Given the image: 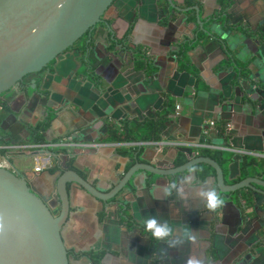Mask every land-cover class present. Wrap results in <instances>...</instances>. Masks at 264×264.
I'll return each mask as SVG.
<instances>
[{
  "label": "crops",
  "instance_id": "obj_1",
  "mask_svg": "<svg viewBox=\"0 0 264 264\" xmlns=\"http://www.w3.org/2000/svg\"><path fill=\"white\" fill-rule=\"evenodd\" d=\"M175 3L186 13L175 11L166 0H119L111 9L112 33H93L81 44V55L76 52L55 62L52 70L39 78L40 95L32 102L22 100L21 106L15 108L11 100V113L0 124L4 142L0 145V162H6L7 168L19 173L33 175L34 153L4 147L30 144L26 141L25 124L42 123L49 105L56 106L59 113L46 133L49 143L67 138L78 144H98V148L73 149L69 156H61L58 150L44 149L41 153L56 155L52 169L67 162L107 191L131 164L128 157L121 155L122 150L140 149L141 163L145 158L153 164H166L177 159L175 148H180L177 144H201L207 126L213 146L264 159V105L258 101L261 96L257 100H244L235 98L233 91L232 99L221 101L220 105L225 106L218 108V89L229 78L218 68L223 54L211 40L204 45L195 43L188 50L187 66L178 57L183 47H190L192 31H198L194 28L197 15L205 17L217 11L219 0H175ZM232 6L230 18L254 29L263 26L264 0H233ZM194 7H199V13ZM113 38L145 51L148 60L133 62V56L116 47ZM246 48L245 54L249 55ZM86 54L98 73L90 81L103 84L102 94L86 77L74 73L76 61L81 62ZM261 61L264 64V59ZM260 66L258 63L252 69ZM131 68L136 72L127 74ZM133 81H137L136 91ZM168 105L172 112L160 142L175 146L155 148L141 143L105 142L111 129L128 121L145 123L157 119ZM177 106L181 108L179 116L175 114ZM222 121H226L231 134L232 143L227 146L219 137L218 124ZM239 163L231 164L230 180L239 176ZM141 180L142 177L138 179L139 189L132 198L129 214L139 223L152 218L160 224L166 223L172 229L168 237L155 240L147 233L128 231L116 206L102 211L100 202L73 187L72 216L64 232L69 249L76 253L101 250L104 252L101 264H189L190 260L197 264H264V202L263 211H257V217L245 225V230L241 229L236 207L227 205L220 215L219 233H211L213 225L207 204L208 194L214 190L210 181H195L187 174L172 190L165 180L154 186H144ZM40 187L42 190L43 186ZM260 190L264 193V188ZM73 264L92 263L83 258L75 259Z\"/></svg>",
  "mask_w": 264,
  "mask_h": 264
},
{
  "label": "water",
  "instance_id": "obj_2",
  "mask_svg": "<svg viewBox=\"0 0 264 264\" xmlns=\"http://www.w3.org/2000/svg\"><path fill=\"white\" fill-rule=\"evenodd\" d=\"M119 0H0V98L7 97L8 103L19 96L24 102H32L40 95L37 83L26 85L17 93H12L25 82L30 75L43 73L53 62L66 55H81L80 49L73 48L93 33L111 32L112 26L109 12ZM175 11L179 8L175 0H166ZM233 0H219L217 11L205 17L200 16L199 7H194L198 13L195 31L189 36L190 47L195 43L204 45L212 41L222 51L223 60L218 67L229 81L221 86L217 94L218 108L221 101L235 98L257 100L264 105V24L259 28L246 27L241 21L230 18ZM185 18V15L183 16ZM116 47L133 56V62L145 63L148 58L145 51L135 52L125 42L113 38ZM246 49L250 52L245 54ZM81 48V47H80ZM121 55V54H120ZM261 61V63H260ZM261 65L258 69L252 66ZM74 73L86 77L93 88L100 94L104 91L101 82L90 81L98 74L90 55L86 54L81 62L76 61ZM255 70V71H254ZM136 72L135 68L126 73ZM140 75L145 77L144 72ZM130 79V78H129ZM132 82V81H131ZM136 91L137 81H133ZM208 86H211L208 84ZM241 90V92H240ZM18 96V97H16ZM58 116L56 106H48L43 114ZM222 120V119H221ZM225 120V119H223ZM210 135V126H207ZM230 136L229 131H226ZM231 140V138H230ZM229 143H232L230 142ZM144 143H141L142 145ZM156 148V147H155ZM177 156L180 153L192 158L182 166H175L172 160L166 164H153L150 160L137 162L114 181V186L107 191L88 178L83 177L74 169H69L68 163H63L57 175L42 173L32 176L22 174L12 168L0 167V264H73L65 243L64 232L67 229L72 214L71 189L85 191L91 198L102 204V211L109 208L122 207L127 210L133 196L139 189L138 179L147 183L151 175L158 179L150 186L157 185L159 180L168 181L170 188L188 175L199 181L195 167L200 164L210 166L215 174L203 182H209L219 197L249 188L254 191V204L249 207L245 200L237 203L233 198L224 201L210 211L211 233H219L220 215L227 205L236 207L241 217V229L257 217V211H263L264 193L258 189L264 188V181L259 178H248L239 183L228 185L221 166L209 157H195L192 149L175 148ZM52 153V152H51ZM136 160L135 158H131ZM239 159V160H237ZM242 156L234 154V161H241ZM64 171V172H63ZM43 177V180H40ZM44 182V185H39ZM40 186H43L42 190ZM223 198V197H222ZM262 200V201H261ZM264 205V204H263ZM57 212V213H56ZM264 232V226H263Z\"/></svg>",
  "mask_w": 264,
  "mask_h": 264
},
{
  "label": "trees",
  "instance_id": "obj_3",
  "mask_svg": "<svg viewBox=\"0 0 264 264\" xmlns=\"http://www.w3.org/2000/svg\"><path fill=\"white\" fill-rule=\"evenodd\" d=\"M79 44H81V41L79 42ZM190 48L191 47L189 46L183 47V49L178 55L181 61V64L183 66H187V60H188L187 52ZM138 51L139 50L135 49V52H138ZM54 63L55 62H53L49 66L48 68L49 70L52 69ZM44 73L45 72L35 75L37 76L36 77L37 82L39 78L41 77V75H43ZM25 83H26L25 86L28 85L27 81ZM0 101H1V98H0ZM169 105L167 109L163 111V113H161V115L157 119L149 120L145 123L138 122L137 120L128 121L122 124L121 126H119L118 128L116 127V128L111 129L109 131V136L105 140V142L146 143V142L161 141L163 132L166 127V123L169 120V115L172 112L171 106ZM0 107H1L0 113H2L0 114V124H1L6 119V117L11 113V110L9 108V103L6 101L0 102ZM53 118H54V115L50 112L49 115L44 119L42 123L35 124V125L32 123L25 124V128L27 129V132H28V138L26 141L30 144H35V145H43V144L49 143L46 133L52 123ZM225 122L226 121H222L218 125L220 127L219 137L223 139L224 144L227 146L229 145L228 143L230 140V136L226 132L227 129H226ZM57 141L58 140H54L51 142H57ZM202 142L211 144L214 142V140L212 137L205 135L202 138ZM3 143L4 142L2 141V138L0 137V145H2ZM120 153L121 155L128 157V158L136 157V160H132L131 164L129 165V168L140 161V149H137V148L135 150L124 149ZM194 154H196L194 155L195 157L197 156L209 157L213 159L214 161H216L223 169L224 175H225V181L228 185L239 183L242 180H245L248 178H259L264 181V159H259V158L248 156V155L242 156V160L239 163V176L237 178L230 180L229 179V168L231 164L235 162L233 153L225 151V150L202 149L200 150V152H198V154L195 152ZM191 159L192 158H190L187 154L180 153L177 156V159L175 161V166L177 167L182 166L188 163ZM68 166H69V169L70 168L73 169L71 165L68 164ZM195 171L197 172L199 181L201 182L205 181L208 177L213 176L215 174V171L210 166L205 165V164L197 165L195 167ZM49 172L54 173L55 169H51ZM189 173L190 171L186 172L182 176L187 175ZM150 178L152 179L147 183V185L149 186L151 185L152 182L158 179L157 176H153V175H151ZM171 189L173 190L174 188L172 187ZM258 189H263V188L259 187ZM228 197L233 198L237 203H240L241 200H245L249 207L253 206L254 204V191L249 188H245L237 192L226 194V195H220L219 199L222 203L224 199ZM221 203H219L216 206V208ZM127 207H128L127 210H123L122 207L118 208V214L121 218L123 227L127 229L128 231L138 230L140 234L147 233L151 236V232L146 230L147 225L145 223H139L134 218H132L129 214V210H130L129 205H127ZM153 243H155L154 240H153ZM152 251H154L153 248H151V251H150L151 254L153 253ZM69 254L74 255V257L78 259L81 258L82 255H85L91 260L92 264H101L102 257L100 253L89 252V253L81 255V253H76L73 250H71L69 251Z\"/></svg>",
  "mask_w": 264,
  "mask_h": 264
},
{
  "label": "built area",
  "instance_id": "obj_4",
  "mask_svg": "<svg viewBox=\"0 0 264 264\" xmlns=\"http://www.w3.org/2000/svg\"><path fill=\"white\" fill-rule=\"evenodd\" d=\"M1 109V107H0ZM180 106L176 107V116H179V112H180ZM208 130H205V135H207ZM126 145H135V143H128ZM142 145H148V146H157L158 148H164L166 146H175L173 143L171 142H146ZM98 148V144H86V143H75L67 138L62 139V140H58L57 142H50L47 144H43V145H35V144H21V145H16V146H10V147H4V149H16L18 151H28V152H32L34 153V160H35V166H34V173L35 174H41L47 171H50L53 168V158H56L55 154H51V153H41L43 152L44 149L47 150H58L60 152L61 156H66V155H72V150L73 149H78L79 151H84L90 148ZM177 147L180 148H190V149H194V150H202V149H209V150H228L231 151L230 149H226L225 147L223 148H219V147H215L212 144H208L206 142H202L201 144L198 145H194V144H177ZM57 151V152H58ZM231 152H234L235 154H241L243 156H253L250 153L247 152H241V151H235L232 150ZM0 167H4L7 168V164L6 162H0Z\"/></svg>",
  "mask_w": 264,
  "mask_h": 264
},
{
  "label": "clouds",
  "instance_id": "obj_5",
  "mask_svg": "<svg viewBox=\"0 0 264 264\" xmlns=\"http://www.w3.org/2000/svg\"><path fill=\"white\" fill-rule=\"evenodd\" d=\"M208 204L207 206L210 209H214L219 203H221L219 197L215 192L208 194ZM147 225L146 230L151 232L152 237L157 240H164L166 237L169 236L172 229L165 223L160 224L156 221L155 218L149 219L144 222ZM189 264H197L195 261H189Z\"/></svg>",
  "mask_w": 264,
  "mask_h": 264
},
{
  "label": "flooded vegetation",
  "instance_id": "obj_6",
  "mask_svg": "<svg viewBox=\"0 0 264 264\" xmlns=\"http://www.w3.org/2000/svg\"><path fill=\"white\" fill-rule=\"evenodd\" d=\"M112 11V10H111ZM109 12V16H111L112 15V12ZM88 39V37H86L82 42H81V44L83 43V42H86V40ZM81 44H77L74 48H73V50L74 49H80V47H81ZM54 65V64H53ZM52 70V69H51ZM51 70H49V69H47V70H45L44 72L46 73V72H49V71H51ZM36 75V74H35ZM35 75H30V76H28L26 79H25V82L27 81V84L28 85H31L32 84V82L33 81H35L36 83H37V80H36V77L37 76H35ZM23 83V84H20L16 89H15V91L12 93V94H14V93H17V95L19 96V90L20 89H22V88H24L25 87V84L26 83ZM37 89V88H36ZM38 90V89H37ZM19 99H17V101H16V103H14V107L15 108H19V106H21V104H22V99L20 98V96L18 97ZM8 99H7V97H3V98H1V101L0 102H4V101H7ZM61 170H63L62 169V167H58L56 170H55V172L54 173H51V174H53V175H57ZM64 172V171H63ZM44 173H50L49 171H47V172H44ZM38 176L40 175V174H37ZM43 178V177H42ZM37 184H41L40 183V181L38 180V183ZM66 243V242H65ZM68 247V246H67ZM68 250L69 251H71L70 249H69V247H68ZM89 252H96V253H100V255H101V263H102V260H103V257H104V252L103 251H95V250H92V251H89ZM89 252H79V253H81V255L82 254H86V253H89ZM152 255H153V257H154V252L152 253ZM69 256H70V258H71V261H74L75 259H78V258H75L74 257V255H70L69 254ZM83 258H87L89 261H91L88 257H86L85 255H82L81 256V258H79V259H83ZM92 263V262H91Z\"/></svg>",
  "mask_w": 264,
  "mask_h": 264
},
{
  "label": "rangeland",
  "instance_id": "obj_7",
  "mask_svg": "<svg viewBox=\"0 0 264 264\" xmlns=\"http://www.w3.org/2000/svg\"><path fill=\"white\" fill-rule=\"evenodd\" d=\"M12 95H13V94H12ZM17 99H19V98H17ZM17 99L14 100V103H16ZM21 101H22V100H21ZM29 168H30V166H29ZM29 168H27V169H29ZM40 180H43V178H41Z\"/></svg>",
  "mask_w": 264,
  "mask_h": 264
}]
</instances>
